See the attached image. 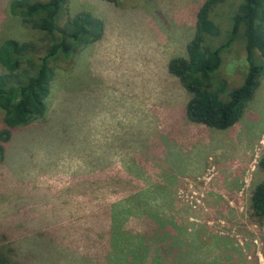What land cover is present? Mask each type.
Here are the masks:
<instances>
[{
  "label": "rangeland",
  "instance_id": "1",
  "mask_svg": "<svg viewBox=\"0 0 264 264\" xmlns=\"http://www.w3.org/2000/svg\"><path fill=\"white\" fill-rule=\"evenodd\" d=\"M10 1L0 0V40L42 51L52 36ZM203 1L70 0L62 10L60 24L89 11L103 32L51 62L43 116L5 145L0 232L27 264H264V218L250 207L264 179V75L242 117L214 129L188 120L190 94L167 68L186 56ZM240 1L217 7L216 42ZM243 38L222 54L228 89L244 79ZM153 221L174 235L166 255L143 249Z\"/></svg>",
  "mask_w": 264,
  "mask_h": 264
},
{
  "label": "trees",
  "instance_id": "2",
  "mask_svg": "<svg viewBox=\"0 0 264 264\" xmlns=\"http://www.w3.org/2000/svg\"><path fill=\"white\" fill-rule=\"evenodd\" d=\"M69 1L9 2L10 13L50 34L52 42L40 51L31 41L12 37L0 40V65L3 68L0 72V109L3 111L0 161L5 159V145L13 131L43 116L54 77L51 62L57 58L70 60L79 46L101 37L103 22L89 11L68 16L60 24V14ZM224 2L227 0H204L201 3L196 12L194 34L186 45V56L171 57L167 67L190 94L185 105L188 120L214 129H226L242 117L264 75V0H241L230 13L232 24L230 26L229 22L227 37L216 42L221 32L214 18L218 17L217 7ZM241 29L247 68L243 82L228 89V79L217 74L223 51ZM258 167L264 170V153L258 160ZM250 207L255 215L264 218V179L254 186ZM153 223L151 226L156 224ZM152 229L150 235L146 230L144 234L146 255L154 256L159 251L166 255L172 249L169 243L173 242V233L156 226ZM3 239L6 235L0 232V264H27L15 254L12 243L2 242Z\"/></svg>",
  "mask_w": 264,
  "mask_h": 264
}]
</instances>
